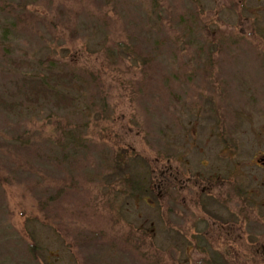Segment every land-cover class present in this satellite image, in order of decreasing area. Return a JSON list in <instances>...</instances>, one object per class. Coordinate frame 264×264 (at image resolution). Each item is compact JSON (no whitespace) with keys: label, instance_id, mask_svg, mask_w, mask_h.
I'll return each mask as SVG.
<instances>
[{"label":"rangeland","instance_id":"1","mask_svg":"<svg viewBox=\"0 0 264 264\" xmlns=\"http://www.w3.org/2000/svg\"><path fill=\"white\" fill-rule=\"evenodd\" d=\"M52 65L72 108L24 101ZM164 140L168 176L201 174L154 204L177 234L137 201L124 222L91 209L80 179L103 152L135 150L137 170ZM263 159L264 0H0V264H264Z\"/></svg>","mask_w":264,"mask_h":264},{"label":"trees","instance_id":"2","mask_svg":"<svg viewBox=\"0 0 264 264\" xmlns=\"http://www.w3.org/2000/svg\"><path fill=\"white\" fill-rule=\"evenodd\" d=\"M185 25V23L181 24ZM7 31H4L3 29V39H7ZM165 41L164 43H168V38L163 39ZM180 44H177V42L171 41L166 46L168 50L179 47ZM21 66H29L27 64L19 63L18 67L21 68ZM53 68H56V66L52 65ZM44 70V69H43ZM46 75H38L35 73L30 79L24 80L25 84H27L29 88V92H32V94L25 95V100L27 104L32 105L41 97V101H47L52 100V107L55 109H68L75 106V100L71 98L69 95H67L65 92H63L64 88H74L75 82L73 81V74L68 75L65 71L61 72L57 70H44ZM73 75V76H72ZM187 82L191 81L189 77L185 78ZM183 79V80H185ZM167 83V82H166ZM59 88V89H58ZM80 89H88L89 85L83 84V86L79 87ZM36 99V100H35ZM150 99V98H149ZM151 100V99H150ZM174 107V106H173ZM64 132L61 133L62 139L57 142L56 146H58L62 152H63V160L66 164H68L70 161H72L71 157H67V150L69 148L76 147L74 146V138H77V136H71L69 138H66L63 135ZM216 134V133H215ZM217 135V134H216ZM168 141H159L157 144L156 149H152L153 151V160L154 163L150 159H145L144 162L142 161L140 157V161L143 162V164L140 166L139 169H135V167H139L141 162H138L137 156L138 153H135V150L129 149V150H121V152L115 151L114 149H111L108 151V153L104 154V152L101 154L99 160L97 163H95V166L97 168L90 169V173L85 174L80 180L83 182H86L89 184V188H93L94 190V196L95 199L91 200L89 204H93L92 210H101L106 212V209L104 208L105 203L108 201L110 206L112 208L109 210L110 216L113 218V222H124L126 221L125 218H123V215H118V204L124 205L125 208L127 205H130L131 201H134V204L132 208L134 207V211H137L139 207H137L136 203L140 202L141 206L147 207L149 210H151L152 215L157 216L159 220L158 222L162 221V226L164 227L163 232L165 234H177L175 231L171 230L170 226L167 227L166 223L169 221H172L170 216H172L174 213V209L167 206L166 211L164 210L162 213H160L163 209L161 207V211L156 209L154 204H158L159 206L164 202V200H168L170 202H173L176 206L180 204L181 200H186V197L183 196V191H186L189 187H184L183 185L179 184L180 180L176 182L175 186L168 190L166 193H163V190H160L157 185V180L160 178V172L165 173L166 176L168 173L166 161L173 162L176 160V162L181 164V160L177 157V154L170 155V151L166 147L165 144ZM59 144V145H58ZM169 152H168V151ZM106 151V150H105ZM156 153V154H155ZM147 161L149 163H147ZM151 163V164H150ZM204 165V162H202ZM151 169V173L147 171V169ZM204 169V172H207L209 169H205L203 166H201ZM161 170V171H160ZM180 177L179 170L176 172L175 177ZM198 176H201L200 173H196L195 175H189L188 180L192 182L191 177H196L198 179ZM97 178H101V181ZM183 180V179H182ZM181 180V182H182ZM155 185V188L153 187ZM201 191H197V194ZM169 193V195H167ZM201 194V193H200ZM125 196L128 197V200H125ZM164 197V198H162ZM109 199V200H108ZM195 200L197 198H194ZM119 200H123V203ZM175 200V201H174ZM105 201V202H104ZM48 203V202H46ZM103 203V204H102ZM188 204V202H187ZM87 205V204H85ZM79 205H77L76 211H71V215L75 216H81L84 215V211L86 210H79ZM39 211L44 212V206L43 203L40 202L38 204ZM115 209V211H114ZM114 211V213H113ZM123 214L126 216L127 211L125 209L122 210ZM83 213V214H81ZM137 214V213H136ZM166 215V220L161 215ZM106 216L108 218L109 214L106 212ZM34 217V216H33ZM38 218H33L32 221H37ZM157 224V222H155ZM172 225L171 223H169ZM45 226H49L48 223ZM155 227V226H154ZM52 228L54 229V232L59 235H63L64 238H62V242L64 245H72V238L71 235H66L64 232L56 231L57 227L55 223H53ZM183 232V231H182ZM181 234V231H180ZM75 245V244H74ZM76 246V245H75ZM32 248H35L33 246ZM78 261V258H77ZM74 262V261H73ZM79 262V261H78ZM218 262V261H217ZM215 264V263H214ZM218 264H221L218 262Z\"/></svg>","mask_w":264,"mask_h":264},{"label":"flooded vegetation","instance_id":"3","mask_svg":"<svg viewBox=\"0 0 264 264\" xmlns=\"http://www.w3.org/2000/svg\"><path fill=\"white\" fill-rule=\"evenodd\" d=\"M167 172H168V170H167ZM160 174H161L160 178H158V180H157V185H158V188L160 190H163V193H166L168 190H171L176 185L175 183L179 181L178 175H177V177H175L174 174H170L169 176L168 175L166 176V174L163 172ZM191 180H193V181L190 182L187 179V181H182L180 184L186 188L187 187H196L198 184L197 183L198 179L196 177H191ZM203 192H205V191H203Z\"/></svg>","mask_w":264,"mask_h":264},{"label":"water","instance_id":"4","mask_svg":"<svg viewBox=\"0 0 264 264\" xmlns=\"http://www.w3.org/2000/svg\"><path fill=\"white\" fill-rule=\"evenodd\" d=\"M264 160V159H263Z\"/></svg>","mask_w":264,"mask_h":264}]
</instances>
